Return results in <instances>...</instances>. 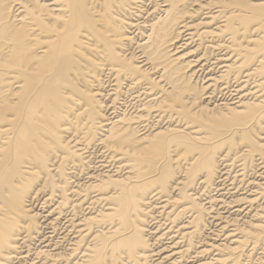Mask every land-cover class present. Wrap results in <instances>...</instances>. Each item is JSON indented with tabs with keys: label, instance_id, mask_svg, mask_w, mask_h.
<instances>
[{
	"label": "bare ground",
	"instance_id": "6f19581e",
	"mask_svg": "<svg viewBox=\"0 0 264 264\" xmlns=\"http://www.w3.org/2000/svg\"><path fill=\"white\" fill-rule=\"evenodd\" d=\"M0 264H264V0H0Z\"/></svg>",
	"mask_w": 264,
	"mask_h": 264
}]
</instances>
